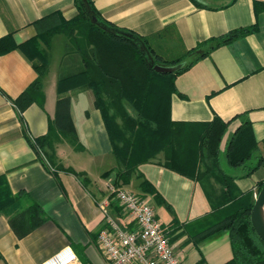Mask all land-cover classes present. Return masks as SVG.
Instances as JSON below:
<instances>
[{
  "label": "crops",
  "instance_id": "1",
  "mask_svg": "<svg viewBox=\"0 0 264 264\" xmlns=\"http://www.w3.org/2000/svg\"><path fill=\"white\" fill-rule=\"evenodd\" d=\"M92 1L103 20L145 37L166 60L183 57L210 37L255 26L176 76L174 84L182 96L171 95L170 117L185 122H206L215 115L225 121L232 119L221 140V151L231 133L247 119L258 152L264 155V0ZM57 11L65 19L73 17L77 13L75 0H0V38L9 34L13 43H24L49 23L45 17ZM55 38H61L59 50L54 49ZM45 63L41 91H34L20 114L15 100L39 73L21 49L0 53V175L5 176L13 193L26 192L46 216L38 227L18 237L8 217L0 214V264H42L66 245L79 264H106L97 244L98 231L105 224L99 202L108 198L115 219L130 229L135 225L110 195L116 187L134 191L153 204L179 264H222L229 260L232 250L227 231L200 241L196 235L211 216L213 202L226 192L240 195L252 191L254 197L258 182L264 181V164L245 175V167H229L221 153V168L233 177L231 187L223 186L218 175L210 180L208 195L199 182L163 166L160 153L138 165L128 182L115 185L117 162L92 90L83 86L61 95L56 92L59 77L80 67L79 57L69 51L64 35L52 37ZM59 96L69 101V115L82 149L65 140L57 142L55 164L83 172L86 184L76 175L40 160L26 138L47 132ZM76 157L78 163L69 162ZM107 171L109 174L103 176ZM142 179L160 198L140 187Z\"/></svg>",
  "mask_w": 264,
  "mask_h": 264
},
{
  "label": "trees",
  "instance_id": "2",
  "mask_svg": "<svg viewBox=\"0 0 264 264\" xmlns=\"http://www.w3.org/2000/svg\"><path fill=\"white\" fill-rule=\"evenodd\" d=\"M83 1L102 19L92 0ZM75 4L77 13L73 17L65 19L58 11L51 13L43 19L49 23L24 43H13L9 34L0 38V53L12 48L21 49L39 73V78L15 100L20 114L31 101L34 91H41L40 75L46 65V48L54 35L62 34L69 51L79 57L80 67L74 73L59 77L56 92L61 95L83 86L92 90L94 105L101 112L117 162L115 185L128 182L138 165L154 160L160 153L163 154V166L199 182L208 195L210 180L218 175H221L223 186L231 187L233 177L223 172L221 153L229 167H245V175L264 164V155L258 152L249 120H243L231 133L221 151V140L232 119L225 121L215 115L206 122H185L174 121L170 117L171 95L182 96L174 84L176 76L214 48L251 32L255 26L239 27L210 37L189 49L183 57L166 60L155 52L145 37L104 20L110 28L106 30L91 21L80 0H75ZM133 38L145 46L150 60ZM154 64L181 65L171 72H159L153 68ZM39 104L42 105V101ZM26 138L44 163L49 162L56 169L76 175L83 184L87 183L83 172L55 164L57 142L65 140L75 149H82L66 97L57 98L56 112L48 120L47 132L34 139L27 135ZM107 174L109 171L103 176ZM138 176L141 177L140 174ZM263 184L264 181L258 182L257 192ZM139 185L155 198H160L146 179H142ZM160 201L164 202L162 198ZM253 201L252 191L240 195L226 192L213 202L211 216L202 223L196 235L200 241L221 231L229 233L232 257L222 264H264V241L250 222ZM0 214L8 217L18 237L25 236L46 219L40 206L26 192L13 193L10 190L4 175H0Z\"/></svg>",
  "mask_w": 264,
  "mask_h": 264
},
{
  "label": "built area",
  "instance_id": "3",
  "mask_svg": "<svg viewBox=\"0 0 264 264\" xmlns=\"http://www.w3.org/2000/svg\"><path fill=\"white\" fill-rule=\"evenodd\" d=\"M112 192L135 225L130 229L115 219L109 210L108 198L99 202L105 224L98 231L97 244L106 264H179L167 232L156 217L153 204L125 188H112ZM42 264L79 263L72 248L66 245L47 257Z\"/></svg>",
  "mask_w": 264,
  "mask_h": 264
},
{
  "label": "water",
  "instance_id": "4",
  "mask_svg": "<svg viewBox=\"0 0 264 264\" xmlns=\"http://www.w3.org/2000/svg\"><path fill=\"white\" fill-rule=\"evenodd\" d=\"M80 1L83 6V9L85 10V12L87 13V15L89 16V18L93 23H96L97 25H99L100 27L106 30H110L109 26L104 22V20L99 19L92 12V10L84 3L83 0ZM133 41L141 50V52L144 54V56L150 60V57L147 55L145 46L137 38H133ZM181 64L174 66H164L160 64H154L153 68L159 72H171L174 71ZM250 222L256 234L260 237V239L264 241V184L254 196L253 205L250 211Z\"/></svg>",
  "mask_w": 264,
  "mask_h": 264
},
{
  "label": "rangeland",
  "instance_id": "5",
  "mask_svg": "<svg viewBox=\"0 0 264 264\" xmlns=\"http://www.w3.org/2000/svg\"><path fill=\"white\" fill-rule=\"evenodd\" d=\"M59 37H61V35L59 36ZM60 39V40H59ZM62 47H61V38H55V40H54V49L55 50H59V49H61ZM129 112H132L131 110H129ZM133 113V112H132ZM119 119V118H118ZM121 123V122H120ZM80 161V159L79 158H74L73 160H71V161H69L70 163H72V164H74V163H78ZM89 176V175H88ZM90 177V176H89Z\"/></svg>",
  "mask_w": 264,
  "mask_h": 264
}]
</instances>
